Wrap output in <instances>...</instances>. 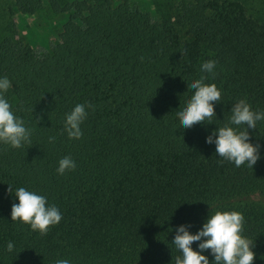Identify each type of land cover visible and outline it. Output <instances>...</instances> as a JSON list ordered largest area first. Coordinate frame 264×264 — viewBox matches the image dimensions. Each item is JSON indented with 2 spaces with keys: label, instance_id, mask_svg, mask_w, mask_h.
I'll list each match as a JSON object with an SVG mask.
<instances>
[{
  "label": "trees",
  "instance_id": "obj_1",
  "mask_svg": "<svg viewBox=\"0 0 264 264\" xmlns=\"http://www.w3.org/2000/svg\"><path fill=\"white\" fill-rule=\"evenodd\" d=\"M20 13L70 18L38 53L19 34ZM210 59L214 75L200 69ZM0 76L32 130L23 148L0 144V264H175V228L194 234L217 210L243 214L253 264H264V121L247 129L253 168L205 142L239 99L264 110V0H0ZM201 76L221 101L213 123L185 129L176 112ZM76 104L91 107L70 140L64 118ZM64 156L76 167L59 175ZM8 185L46 196L61 221L43 236L11 222Z\"/></svg>",
  "mask_w": 264,
  "mask_h": 264
},
{
  "label": "clouds",
  "instance_id": "obj_2",
  "mask_svg": "<svg viewBox=\"0 0 264 264\" xmlns=\"http://www.w3.org/2000/svg\"><path fill=\"white\" fill-rule=\"evenodd\" d=\"M215 66L216 61L210 59L203 62L200 69L201 72L214 75ZM206 79L207 77L201 76L191 81L189 87L194 90L193 94L176 112L180 125L185 129L197 123H213L212 118L216 116L215 103L221 101V90L214 83H205ZM10 88L9 78L0 76V144L20 149L31 142L32 130L14 114L5 98V93ZM86 107L91 105L76 104L71 111L65 113L63 130L68 139L82 137L81 125L88 115ZM230 112L228 122L213 129L205 142L215 145L217 157L234 163L236 167L246 164L253 168L260 158L259 145L250 142L247 129H256L257 123L264 121V110H253L246 98H241L231 106ZM54 140L55 137H49L50 142ZM75 167V161L70 156H64L58 161L56 172L63 175ZM8 186V192L18 200L11 207V222L27 224L31 230L43 236L51 226L61 221L60 210L49 204L46 196L25 187L13 190L11 185ZM209 207L211 208L210 205ZM243 224V214L235 210L210 212L201 228L194 234L189 231L191 225L180 224L175 228L176 234L171 242L180 252L175 257V264H253V242L242 235ZM193 242H199L196 250L192 247ZM6 251H15L13 242L7 243ZM205 252L213 257L211 261ZM55 264L71 262L68 259H58Z\"/></svg>",
  "mask_w": 264,
  "mask_h": 264
},
{
  "label": "rangeland",
  "instance_id": "obj_3",
  "mask_svg": "<svg viewBox=\"0 0 264 264\" xmlns=\"http://www.w3.org/2000/svg\"><path fill=\"white\" fill-rule=\"evenodd\" d=\"M156 1L161 2L163 0H155V2ZM44 5L45 8L50 9L48 3ZM69 18L70 15L68 13L55 16H36L22 13L15 15V19L18 22L19 34L24 39L29 40L38 53L49 50V48L55 44L61 31L69 21Z\"/></svg>",
  "mask_w": 264,
  "mask_h": 264
}]
</instances>
